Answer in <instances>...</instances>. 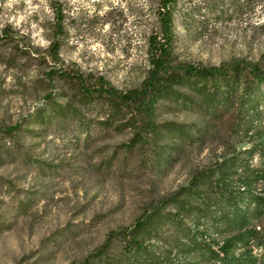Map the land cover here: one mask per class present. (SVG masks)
<instances>
[{
  "label": "rangeland",
  "instance_id": "1",
  "mask_svg": "<svg viewBox=\"0 0 264 264\" xmlns=\"http://www.w3.org/2000/svg\"><path fill=\"white\" fill-rule=\"evenodd\" d=\"M52 2L65 15L63 67L79 69L89 85L103 78L123 93L140 88L159 28V0H0V264H101L102 250L114 257L124 244L121 230L164 206L218 153L212 141L158 173L154 146H132V126L144 121L134 108L114 115L108 98L51 79L60 71L50 58ZM233 5L181 0L175 65L264 63V0ZM194 120L169 105L157 122Z\"/></svg>",
  "mask_w": 264,
  "mask_h": 264
},
{
  "label": "trees",
  "instance_id": "2",
  "mask_svg": "<svg viewBox=\"0 0 264 264\" xmlns=\"http://www.w3.org/2000/svg\"><path fill=\"white\" fill-rule=\"evenodd\" d=\"M228 1L237 6L241 0ZM180 3L159 0V28L148 40L147 76L140 88L123 93L103 78L89 85L79 69L63 67L65 15L61 3L52 2L56 39L50 58L60 71H50V78L59 74L76 83L83 97L108 98L114 115L134 108V117L144 121L132 126V146L144 147L147 141L154 146L150 164L158 173L168 172L189 149L204 152L212 141L218 142L213 166L195 173L164 206L146 210L133 227L121 230L124 244L114 257L102 250L96 260L101 264H264V63L175 65ZM169 105L195 120L158 124V115Z\"/></svg>",
  "mask_w": 264,
  "mask_h": 264
}]
</instances>
